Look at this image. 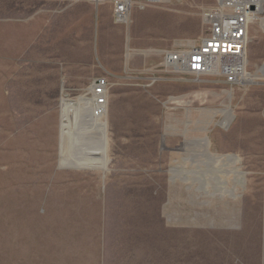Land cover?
Returning <instances> with one entry per match:
<instances>
[{
  "label": "rangeland",
  "instance_id": "rangeland-1",
  "mask_svg": "<svg viewBox=\"0 0 264 264\" xmlns=\"http://www.w3.org/2000/svg\"><path fill=\"white\" fill-rule=\"evenodd\" d=\"M213 2L170 0L116 25L109 0H0V264H264V8L245 65L260 78L159 73L160 53L194 43ZM69 30L79 62L62 51ZM97 78L105 167L60 168V99L90 98ZM226 109L228 126L213 125ZM202 139L234 158L236 182L204 166Z\"/></svg>",
  "mask_w": 264,
  "mask_h": 264
},
{
  "label": "built area",
  "instance_id": "built-area-1",
  "mask_svg": "<svg viewBox=\"0 0 264 264\" xmlns=\"http://www.w3.org/2000/svg\"><path fill=\"white\" fill-rule=\"evenodd\" d=\"M112 21L126 25L133 9L145 10L163 4V0H109ZM169 3V2H168ZM264 8L261 0H214L213 5L201 11L202 34L185 47L163 50L159 73L167 80L178 81L185 76L201 78L221 76L226 85L236 84L246 71L243 65L249 43V28ZM217 63V65H216ZM162 80L150 79V85ZM98 104L104 103L105 81L93 80Z\"/></svg>",
  "mask_w": 264,
  "mask_h": 264
},
{
  "label": "bare ground",
  "instance_id": "bare-ground-1",
  "mask_svg": "<svg viewBox=\"0 0 264 264\" xmlns=\"http://www.w3.org/2000/svg\"><path fill=\"white\" fill-rule=\"evenodd\" d=\"M169 1L170 0H163L164 3H168ZM261 1L263 2L264 0ZM262 10L260 11V13L262 12ZM259 15L256 17L255 21H257ZM259 25L261 29L264 30V18L260 19ZM154 52L157 53V51L155 50ZM129 56L130 54L127 51V58ZM243 65H246L245 59L243 61ZM258 78H260V76L258 75L257 71H255L253 74H249L246 71H244L238 77L237 83L240 84L249 83L253 79H258ZM87 91L90 92V96H91L90 98L85 97V95H81L80 97H78V99L75 102L68 101L64 98L60 99L59 149H58L59 152L58 164L60 168L65 167V162L66 164L68 162L71 165L76 164L75 162H77L78 164L81 165L85 164L87 166H96L100 170H103L105 167L108 125H109L108 116H107V107L105 103L107 87L104 90L105 100L103 104L96 103L99 97L94 94L95 87H93L92 84L90 85V88L87 89ZM224 113H225L224 119L214 123L213 125L222 126L223 128L228 126V124L232 120V117L228 109H226ZM203 131H205V129H203ZM205 147H206L205 139H202L199 148H200V155L205 160V163L203 162L205 164L204 166L205 167L207 166V168L208 167L211 168L214 165H219L227 168L230 167V170H227V174L228 173L233 174L232 180L233 182H236V177L238 173H236L233 168L236 162L234 158L229 156H212L206 153ZM182 151L191 152L190 150H186V148H184V150ZM72 158L75 159L73 160ZM210 173L212 174L213 172H211L210 170ZM214 180H216V178L210 177L209 182L215 184Z\"/></svg>",
  "mask_w": 264,
  "mask_h": 264
},
{
  "label": "crops",
  "instance_id": "crops-1",
  "mask_svg": "<svg viewBox=\"0 0 264 264\" xmlns=\"http://www.w3.org/2000/svg\"><path fill=\"white\" fill-rule=\"evenodd\" d=\"M130 22V21H129ZM42 38V37H41ZM80 40L81 38H79V35L77 33V31H73V30H69L65 33L62 34V37L60 38L61 41V45H62V51L64 52V48L66 45H68V47L70 46V51H71V58L73 60V57L76 56V61L79 62L82 58V54L79 53V49H80ZM86 40H90V43H86V51H85V55H84V59H86L87 61H92V59L94 58V53L92 52L91 49V35L88 33L86 36ZM77 43V53L73 54V48L76 46ZM126 60L129 58H127V53L125 55ZM15 59V58H13Z\"/></svg>",
  "mask_w": 264,
  "mask_h": 264
}]
</instances>
